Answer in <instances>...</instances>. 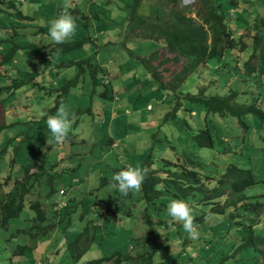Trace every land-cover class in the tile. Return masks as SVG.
I'll list each match as a JSON object with an SVG mask.
<instances>
[{"label": "trees", "instance_id": "obj_1", "mask_svg": "<svg viewBox=\"0 0 264 264\" xmlns=\"http://www.w3.org/2000/svg\"><path fill=\"white\" fill-rule=\"evenodd\" d=\"M119 1L121 0L117 2ZM143 1L131 0V2L126 3V23L128 28L133 25L147 32H158L161 38L157 41H160L164 47L163 50L171 55L165 56L161 60L158 56V50L150 52L147 56L135 55L138 66L145 69L151 76L152 82L157 84L158 89L162 90L165 95H169V93L174 95L172 99L173 110L164 113L163 118L166 120L178 119L177 110H183L187 114L194 111L193 104L200 105L205 111L204 128L194 129L184 114H182L181 121L188 138L198 147L205 149H213L214 147L211 131L206 125L208 114L232 118L244 132L249 130V125L246 123L247 117H255L259 124L264 126V109L261 107V98L264 93V17L244 19L247 26L242 34H237L233 31L232 24L243 20L237 13L241 9L238 0H196L199 5L194 11L189 12L191 15L188 14L187 10L178 8L179 0H153L154 6L150 5L147 15L139 14ZM94 3L98 4L97 2ZM120 7L118 6V8ZM230 10H233L234 13L231 14ZM0 13L15 16L18 20L33 19L21 12L13 0H0ZM71 13L77 18L78 28L86 30V36L82 38L74 36L64 44H56L51 41L43 46L36 45V39L41 34L46 33L48 35L46 31L37 30L23 34L14 31L11 36L0 38V68L6 66L2 74L6 82L0 83V96L9 100L14 97L18 89L26 84H31V81L39 74L36 70H18L16 65L21 51H38L40 57L45 53L51 54V56L56 54L60 57L81 49L91 41L96 42V37L92 38L87 33L88 29L93 28L90 27L89 21L81 22L79 20L80 16L89 19L90 17L84 11L76 8ZM92 15L94 18L99 17L97 13ZM102 25L107 24L103 23ZM28 35L35 36L32 42L28 40ZM22 37L26 39L20 42ZM248 50L250 51L247 58L239 61L240 55ZM226 57L227 62H225ZM216 58L219 60L224 58L223 63L215 66L216 68L213 67L211 72L219 73L220 70L227 73L226 94L205 95L206 87H202L195 94L180 90L191 74L198 71L202 65H207L210 59ZM91 60L92 58L88 57L70 62L71 65L76 64L79 71L72 78L65 80L60 87L49 90L50 93L52 91L58 93L55 108L60 102L67 99L71 87L78 86L81 74L83 77L85 75L86 67L89 69L92 85L100 83L106 85L103 80L107 73L105 67L100 62H91ZM169 63L180 64L181 66L179 71L165 81L164 72L167 69L164 66ZM60 65H64L63 62H60ZM99 72L101 73L99 74L100 77L96 76ZM232 76H235V79L230 82ZM211 83L215 84L214 81ZM233 84H237L235 88L232 87ZM105 94L107 91L102 93L103 96ZM242 98L249 99L239 102ZM183 103H188V107L185 108ZM55 108L49 109V111L52 112ZM87 109L92 113L89 108ZM168 115L172 116L169 117ZM104 123L102 121V124ZM6 127L0 125V134ZM42 141H45L44 136ZM170 146L171 150L176 152L173 160L154 156L151 151L153 147H151L150 152L141 163V167L151 168L143 182L142 189L139 191L140 199L144 202L140 217L147 229L142 240L143 243L152 242L153 253L166 248L157 247L154 243L158 235L157 231L160 229L156 224L159 223L161 226L171 228L172 225L179 224L173 222L168 215L167 205L173 199H182L194 205V210H196L194 211L195 222L199 225V230H202L204 226L208 228L207 231L203 232L205 238L201 235L196 240L201 244L196 255L192 257L191 252L189 256L186 253V263L264 264V234L262 233L264 232V224H259L264 215V194L251 197L244 194L247 188L259 183L252 169H243L230 163L226 165L218 177L217 175L203 174L198 168L200 164L196 162L197 156L185 151L178 153L175 146ZM19 154L17 149L9 154L4 147L0 148V181L2 180V184L6 186L4 192L0 191V229H7L9 221L18 218L27 206L32 212L30 226L24 230L16 229V233H26L31 244L19 245L14 255L22 256L27 249L35 250L37 244L48 245L50 243V247H54L55 252L52 253L49 247L48 254L53 257L54 262H51L52 260L50 262L45 261V264H61L64 260L62 258L65 256L77 264L94 244L99 227L91 211V206L96 204V201L87 203L88 197L92 200L93 197H96L94 193L87 189L89 194L84 193L85 199L82 198L83 193L81 191H78L75 196L70 194L69 189L74 187L72 183L76 176L74 173L81 162H76L75 165H72L73 167L64 166L59 162L41 167L39 161L45 152L38 151L37 154L31 153L29 165L20 164L17 171L18 162L16 159ZM156 163H160L159 168H153ZM32 169L36 171L32 172ZM113 170L117 171L118 169L113 168ZM2 171L8 173L4 176ZM70 172L74 173L73 176L69 177V182L64 183L65 185L59 189H55L54 181L64 177V174H70ZM209 181L215 182L214 187L209 186L207 183ZM105 183L104 178H100V186ZM44 185L49 188L43 194L42 187ZM60 192L63 193L60 194ZM55 194L58 195L57 198H53ZM38 197L48 200L42 202ZM164 197H168V199L165 200ZM62 201H65L66 207L56 209L58 203ZM105 205L107 211H111L110 206L107 203ZM79 206L81 212L78 220L82 226L76 234L74 232L71 239H67L65 227L70 225L73 213ZM151 206L153 210L150 209ZM198 206H204L205 210L198 211ZM151 212H156V218L153 219ZM126 214L131 216L130 211ZM216 216H228L227 224H229L225 230L219 231L220 235L218 236H215L210 223L205 224L206 218L211 219ZM258 227H262L261 234L255 231ZM210 233L212 236L209 235ZM56 257H58L57 260ZM142 257L143 254L132 256L129 253L122 254L119 250L110 255L87 261L86 264H124L126 262L142 264L144 261ZM39 260L44 261L38 259L37 262L26 263L37 264ZM148 263L153 264L152 255L149 256Z\"/></svg>", "mask_w": 264, "mask_h": 264}, {"label": "rangeland", "instance_id": "obj_2", "mask_svg": "<svg viewBox=\"0 0 264 264\" xmlns=\"http://www.w3.org/2000/svg\"><path fill=\"white\" fill-rule=\"evenodd\" d=\"M117 1L98 0V4H95L89 0H24L23 3L17 4V8L25 15L32 17V20H18L15 16L0 13V38H4L11 36L14 31L19 34L32 33L37 30L49 33L50 21L56 18L61 10L66 9L69 12H72L74 8L80 11L89 10L92 12L89 16L90 19L81 18V16L80 18L78 16V18L81 22L89 21L90 27L92 26L93 28L88 29L87 33L92 38L96 36L98 41H91L81 49L74 50L60 57L56 54H52V56L50 54L49 57L47 53L40 57L38 51L31 52L26 50L20 52L17 59L18 64L16 65L18 70H36L39 74L35 76L31 84H26L18 89L14 97L9 100L4 99V96H0V125L7 126L0 134V148L4 147L9 154L14 152L15 149L18 150L20 154L16 159L18 162L16 165L17 171L20 164L29 165L31 153L37 154L38 151L45 152L39 161L41 167L55 162L69 165H72L73 162H81L82 166L80 168L78 166L75 173L70 172V174H64L65 176L61 179H56L54 188L59 189L62 185H65L64 183L67 184L69 177L73 176L74 173L80 179L78 186L82 190V198L85 199L84 193L87 192V189H92L94 196H96L93 197V200L88 197L87 203L102 200L108 205L111 204L110 209L115 213L116 220H112V214L109 211L106 212L103 218L98 217L96 223L99 227L95 242L77 264H86L87 261L110 255L119 250L122 254L129 253L132 256L143 254L142 258L144 261L142 264H152L148 263L150 255L153 256V264H187V258L183 255L187 253L189 256L192 250H197L198 243L188 239L187 233L181 224L172 225V228L161 226L159 223L156 224L160 228V233H158L159 236H156L154 243L157 247L166 248L153 253L151 245L147 248L142 246V240L146 235L147 229L142 224L139 216L144 208V202L140 199L139 192L132 191L128 196L124 197L111 187L112 177L115 173L122 170L121 165L125 159L116 160V156L120 152L117 150H120V148L115 150L108 146L109 136L122 134L128 137L130 135L137 141L140 139V135H136L135 131L146 132V137L150 140L148 147H142L144 152L148 153L149 149L153 147L151 151L154 156L173 160L175 153L166 147L175 146L178 153L185 151L197 156L196 162L200 164L198 168L203 174L217 175L218 177L224 171L226 165L230 163L236 164L243 169H252L259 183L244 191L246 196L251 197L264 194V126H261L255 117H247L246 123L249 125V130L244 132L232 118H222L215 114H208L206 125L211 131L214 147L213 149H205L198 147L188 138L181 121L182 114H184L194 129L204 128L205 111L200 105H192L194 112L197 114L196 116H189V112L186 114L183 110H177L178 119L166 120L163 118L164 113L173 110L172 99L174 95L172 93L165 95L162 90L157 89L149 74L145 72L143 67L140 68L135 61L136 54L147 56L151 50L154 51L160 47V43L156 41L160 40L161 37L158 32H147L133 25L128 28L127 17L125 16L127 15L126 3L131 2V0ZM260 2H263V0H260ZM117 5L121 7L118 8ZM150 5L154 6L153 0H144L139 14L147 15ZM198 5L199 3L196 0H179L178 8L184 10V7H190L191 10L188 11V14L191 15L189 12L194 11ZM94 13H97L99 17L94 18L92 15ZM103 23L107 25H102ZM241 29L244 30L243 25H241ZM75 36L76 38L86 36V30H79L77 27ZM34 37L28 35V40L32 42ZM25 39L22 37L20 42L25 41ZM51 41L50 36L44 33L36 39V45L43 46ZM95 45H98V52ZM249 51L240 55L241 60L248 56ZM158 56L161 60V58L171 55L160 49ZM88 57L92 58L91 62L102 61L104 63L107 72L106 77L110 79V82L107 86L102 83L92 85L89 69L86 67L85 75L83 77V74H81L78 86L71 87L67 94V99L63 101L75 115L72 129L64 143L49 145L53 137L47 126V119L50 115L56 114L59 106L58 104L55 108L58 93L56 91L50 93L49 90L60 87L65 80L72 78L79 71V67L76 64H70L71 61ZM223 59H210L207 65H202L198 71L186 79L180 90L195 94L202 87H206L204 90L205 95L226 94L225 81L228 80L227 73L220 70L218 71L219 73L211 72L214 66H219L223 63ZM60 62H63L64 65H60ZM225 62H227V57ZM56 65L59 66L55 67ZM180 66V64L171 63L165 65L164 68L167 71L164 72V80H168L171 75L179 71ZM4 67L6 68V66ZM139 68L140 71L135 74V70ZM0 73V83L4 84L6 82L2 76L4 68L0 69ZM99 74L101 73H97L96 76L100 77ZM234 77L232 76L230 82L233 81ZM134 80L137 82H133ZM211 81H214L215 84L211 83ZM235 85L237 84H233L232 87L235 88ZM119 86H122L121 92H119ZM126 86L127 90L125 89ZM114 88H116V97H118L119 104H128V108L132 111L131 116L122 115L120 118L122 122L118 125H115L116 121L114 123L110 122L109 125L108 118H106L105 124H101L100 118L107 117L108 113L113 112L118 104L111 99V96L105 97L102 93L104 91L113 92ZM133 88L136 90L131 91ZM245 90L247 91L246 87ZM123 96H128V99L120 102V97ZM248 99L242 98L239 102L247 101ZM261 99V107L264 109V93ZM148 105L152 108V112L146 111ZM183 105L186 108L189 104L183 103ZM52 108L55 109L50 112L49 109ZM135 115H138L139 118L134 119ZM168 116L171 117L172 115ZM154 119L158 120L155 121ZM150 120L152 121L150 122ZM108 125L112 126V130L109 133L104 129ZM194 129L192 131H195ZM43 136L45 138L44 142L42 141ZM126 137H124L125 140H127ZM157 139L164 145L158 144L156 142ZM126 150L129 151L128 149ZM120 157L123 158V156ZM3 159L6 160V158ZM153 166V168H159L160 163H156ZM2 167L3 165L1 164ZM113 168L118 170L114 171ZM35 171V169L32 170V172ZM2 172L4 176L8 173ZM100 178H104L106 182L102 186H100ZM207 183H209L210 187L215 185V182ZM48 188V186L44 185L42 193L44 194ZM5 190V188H0L1 192ZM78 191L77 189L72 193L77 194ZM57 196L55 194L53 198H57ZM164 198L165 200L168 199V197ZM38 199L44 202L47 198L38 197ZM258 199L261 200V198ZM150 209L153 210V207L151 206ZM197 210L204 211L205 207L198 206ZM129 211L131 216L126 214ZM80 212L81 208H76L70 225L65 227L67 239H71L74 232L76 234L82 226L78 220ZM151 214L153 219L156 218V212H151ZM31 217L32 212L26 206L18 218H13L9 221L7 229H0V264H23L26 262H37L38 259L44 260L43 262L52 260L53 257L48 254L49 245L46 244H37L36 247L38 249L36 248L35 250L27 249L22 256L14 255L19 245L31 244L26 233H16V229L24 230L30 226ZM104 219L103 226L101 222ZM227 219L228 216L206 218L205 224L210 223L215 236H218L220 235L219 231L225 230L227 225H229L227 224ZM259 224H264V215L262 216V222ZM202 228V232L208 230L205 226ZM261 228L258 227L255 231L261 234ZM262 233L264 234V232ZM202 234L200 233V236ZM135 238H142L139 240L142 243H139L141 246ZM190 243H193L192 245L196 244L195 247L197 248H190ZM183 248L184 251H182ZM181 251L182 256L180 255ZM43 255H45V258L42 257ZM57 259L58 257H56ZM62 260L61 264H74L66 256ZM51 262H54V260ZM124 264L133 263L126 262Z\"/></svg>", "mask_w": 264, "mask_h": 264}, {"label": "clouds", "instance_id": "obj_3", "mask_svg": "<svg viewBox=\"0 0 264 264\" xmlns=\"http://www.w3.org/2000/svg\"><path fill=\"white\" fill-rule=\"evenodd\" d=\"M17 4L23 3L24 0H13ZM98 0H93V2H97ZM191 3V2H190ZM188 3V4H190ZM179 5V4H178ZM184 10L190 11V7H184ZM88 16L91 15V12H85ZM231 14L234 13V11L230 12ZM192 16H194L192 14ZM77 18L72 15L71 12L65 10H61L56 18L50 21V27H49V33L51 40L55 42L56 44H64L66 41L71 40L77 30ZM80 30V29H79ZM96 37V36H95ZM94 37V38H95ZM97 41V39H96ZM98 42V41H97ZM162 45V43H160ZM96 46V45H95ZM98 46V45H97ZM163 47V45H162ZM164 48V47H163ZM159 51L160 49L157 48ZM155 51V50H154ZM50 57V55H49ZM103 65V64H101ZM104 66V65H103ZM105 67V66H104ZM4 68L5 67H1ZM0 68V69H1ZM199 70V69H198ZM3 74V73H2ZM1 75V73H0ZM104 76L103 80L106 85L109 84L110 79ZM235 79V77H234ZM232 79V80H234ZM152 108L148 106V110H151ZM195 113L194 111L190 112ZM192 117V116H191ZM75 120L74 113L71 112L68 105H66L64 102H60L57 112L55 115H50L47 119V126L52 133V141L49 143V145L54 144H62L66 141L69 132L72 129L73 123ZM176 153V152H174ZM33 170V169H32ZM151 171L150 167H141L139 165L127 166L124 170H121L117 173H115L112 177V183L111 187L119 192L121 196H128L130 192L135 191L139 192L142 189V185L144 180L146 179L148 173ZM2 180L0 181V188H5L6 186L2 184ZM211 183V181H209ZM73 185H77L79 183V179L77 177L73 178L72 180ZM3 186V187H2ZM63 192H60L62 194ZM66 207L65 201L59 202L56 209H64ZM93 212V218L96 220L98 217L103 218L104 215L107 212L106 205L103 201L97 200L96 204L94 205ZM167 212L168 215L171 217L173 222L179 223L182 225L184 231L187 233V237L190 240H194L195 243H199L196 241L200 237V233L202 234V230H199V225L195 222V216H194V205L182 200V199H173L170 201V203L167 205ZM140 217V216H139ZM99 218V219H100ZM141 219V217H140ZM142 221V220H141ZM143 224V223H142ZM157 233H160V230L157 231ZM168 234V232H166ZM204 235V234H202ZM159 236V235H157ZM145 237V236H144ZM204 237V236H203ZM138 240V244L141 243L139 240L142 238H135ZM152 242L149 243H143V247L147 248L151 245ZM142 244V243H141ZM141 244H139L141 246ZM193 243H190L189 247L193 246L195 247L196 244L192 245ZM203 244V243H202ZM199 245H201L199 243ZM92 246V245H91ZM91 248V247H90ZM199 248V246H198ZM184 251V248L183 250ZM182 251L180 252V255L182 256ZM185 253V252H184ZM186 255V254H185ZM183 255V256H185ZM196 255V252H195ZM195 255L191 256L194 257ZM45 258V255L42 256ZM181 259V257H180ZM37 264H45L41 260ZM189 264V263H187Z\"/></svg>", "mask_w": 264, "mask_h": 264}, {"label": "crops", "instance_id": "obj_4", "mask_svg": "<svg viewBox=\"0 0 264 264\" xmlns=\"http://www.w3.org/2000/svg\"><path fill=\"white\" fill-rule=\"evenodd\" d=\"M89 1L92 2L93 0H89ZM238 1L241 4V9H239L237 11V13L240 15V17L243 20L238 21L237 23L236 22L233 23L232 24V29H233L234 32H237V34H242L244 32V30L241 29V25H243L244 28L247 26V24H246V22H245L244 19H246L248 17H260V16H263L264 17V0H263V2H260V0H238ZM232 11L233 10H230V12H232ZM84 12H89V10L88 11H84ZM234 24H237V25H234ZM96 39H97V37H96ZM156 42L161 43L160 41H156ZM96 47H97V52H98V46L96 45ZM158 48L159 49H162V50L164 49L161 44H160V47H158ZM151 52H152V50H151ZM246 58H247V56H245V58L242 59V60H241V58H239V61H243ZM99 62L104 65V63H102V61H99ZM140 68L137 69V70H135V74H137V72L140 71ZM209 69H211V68H209ZM150 79H151V76H150ZM133 82H137V81L134 80ZM130 83H131V81H130ZM127 86L125 87V89L127 88ZM132 86L135 87L134 85H132ZM154 86L157 87V84L154 83ZM119 88H120L119 89V92H121L122 86H119ZM157 89H158V87H157ZM133 90H136V89L135 88L131 89V91H133ZM109 96H111V99L113 101H115L116 103H118V104L115 106L113 112H109L108 115H107V117H104V121L106 123V118H108L107 120L109 121V125H110V122L114 123V121H116L115 125L116 124L118 125V124H120L122 122V119H120L121 116L122 115H129V116H131L132 111H131V109L128 108V104H126V105H124V104L120 105L119 104L118 97H116L117 96V94H116V88L113 89V92L109 91V92H107V94H105V97H109ZM120 98H121L120 99V102H121V100H127L128 99V96H123V97H120ZM148 106L146 107V111L152 112V109L151 110H148ZM188 115L190 116V115H192V113H189ZM196 115H197L196 113H193L192 116H196ZM134 117H135L134 119H136V118L138 119L139 118L138 115H135ZM154 120L156 121L158 119H154ZM102 121H103V118H102ZM102 121H101V124H102ZM104 121H103V123H104ZM151 121L152 120H150V122ZM109 125L104 128L107 131V133H109L112 130V126L110 127ZM108 127H109L110 130L108 129ZM135 132L137 133L136 135H140V137H139L140 139H138L137 141L135 140V138H132L130 135L128 137H126L125 135H122V134L119 135V136H116V134L115 135H112V136L111 135L109 136V142H108L109 145L108 146L110 148H112V149H115V150H117L118 148H120V150H117L118 152L119 151L120 152H119V154H117L116 160L121 161L122 159H125L124 163H122V165H121L123 170L127 166H129V165H132V166L139 165V166H141V163L143 162V159L150 152V151L148 153L147 152H144V150L142 149V147H146V146L148 147L149 140H150L149 138L146 137V132L145 133H143V131H141V132L140 131H135ZM132 134H134V133H132ZM121 136H123V137H121ZM124 137H126V139L128 141L125 140ZM166 141L168 142V140H166ZM156 142H158V144H160L161 146L164 145V144L160 143L158 139L156 140ZM162 148H164V147H162ZM166 148H169L171 150V146H168ZM126 149H128L129 151H127ZM164 150H165V148H164ZM120 156H123V158H121ZM63 165L66 166V165H69V164H63ZM72 165H75V163L72 164ZM72 165H69V167H73ZM81 166H82V163L79 165V168ZM75 177H77V176H75ZM79 183H80V179H79ZM79 183L76 186H74L73 188L69 189L70 192H71L70 194H72L73 196H75V194H76V193H74V194L72 193L74 190H77L78 189L79 191L82 192V190L79 189V186H78ZM88 191H92V189H88ZM88 191H87V194H89ZM78 197H79V195H78ZM94 204L91 206V211L94 210ZM109 212L112 214V220H116L115 213H113L112 211H109ZM128 216H130V215H128ZM96 222H97V219H96ZM104 222H105V219L103 220V222H101L103 224V226H104ZM48 245H49V247L51 246L50 244H48ZM198 246H200L199 243H198ZM192 247L193 246H191L190 248H192ZM53 248L54 247L51 248L52 253L55 252V250ZM195 248H197V247H195ZM197 250H192L191 251L192 256L195 255V252H197Z\"/></svg>", "mask_w": 264, "mask_h": 264}]
</instances>
